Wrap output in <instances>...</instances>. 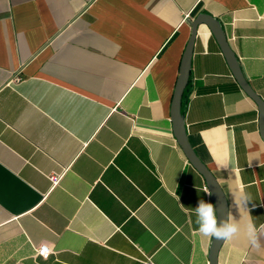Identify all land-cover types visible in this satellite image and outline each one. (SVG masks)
<instances>
[{"label": "crops", "instance_id": "1", "mask_svg": "<svg viewBox=\"0 0 264 264\" xmlns=\"http://www.w3.org/2000/svg\"><path fill=\"white\" fill-rule=\"evenodd\" d=\"M199 14L219 21L264 102V0H0V264H209L193 209L214 203L171 122ZM181 115L241 225L217 264H264L257 105L203 24Z\"/></svg>", "mask_w": 264, "mask_h": 264}, {"label": "water", "instance_id": "2", "mask_svg": "<svg viewBox=\"0 0 264 264\" xmlns=\"http://www.w3.org/2000/svg\"><path fill=\"white\" fill-rule=\"evenodd\" d=\"M202 24L205 25L210 30L213 37L215 38L229 66V69L233 77L235 78L236 82L238 83L239 87L257 105L259 133L263 141H264V102L254 92V90L251 88V86L245 79L241 67L239 65V62L229 47L226 36L219 21L210 15H205V14L197 15L195 19L190 23V27H191L190 37L187 41L180 62L179 75L175 85V90L171 104V122L173 125V133L177 140L178 145L185 154L188 162L202 175V177L205 180L207 189H209V191L211 192L210 198L216 208L217 221L219 224L221 219H226L228 215L227 202L224 193L221 187L219 186V184L217 183L213 174L205 167V165L199 160L195 152L189 146L185 124L183 121V117L181 115V103L189 81L192 53H193L197 28ZM223 242L224 241L221 239L213 238V242L209 254V264H217V255L219 253L221 246L223 245Z\"/></svg>", "mask_w": 264, "mask_h": 264}, {"label": "clouds", "instance_id": "3", "mask_svg": "<svg viewBox=\"0 0 264 264\" xmlns=\"http://www.w3.org/2000/svg\"><path fill=\"white\" fill-rule=\"evenodd\" d=\"M205 193L211 195L209 189H205ZM252 202L251 196L247 192L241 190L234 197L235 205L240 209L244 208L249 212L248 204ZM255 207V205H253ZM196 216V224L198 225V233L204 238H215L221 240H232L236 238L241 232V225L235 220V218L228 213L226 219H221L218 224L216 208L212 203L200 200L198 206L193 209ZM264 229V225L260 226ZM246 235L254 248H259V237L256 226L249 222L245 226Z\"/></svg>", "mask_w": 264, "mask_h": 264}, {"label": "built area", "instance_id": "4", "mask_svg": "<svg viewBox=\"0 0 264 264\" xmlns=\"http://www.w3.org/2000/svg\"><path fill=\"white\" fill-rule=\"evenodd\" d=\"M61 176L62 175H50L49 176V179H50V181L52 182L53 185H56L59 182ZM51 254H53V251L46 244H40L39 246H37L35 248V255H36V257H39L41 259L46 260V259L49 258V256Z\"/></svg>", "mask_w": 264, "mask_h": 264}]
</instances>
